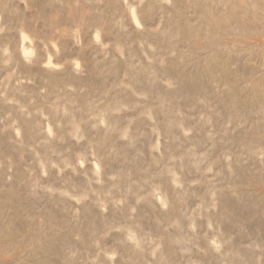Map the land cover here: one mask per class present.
Returning <instances> with one entry per match:
<instances>
[{
  "label": "rangeland",
  "instance_id": "1",
  "mask_svg": "<svg viewBox=\"0 0 264 264\" xmlns=\"http://www.w3.org/2000/svg\"><path fill=\"white\" fill-rule=\"evenodd\" d=\"M0 264H264V0H0Z\"/></svg>",
  "mask_w": 264,
  "mask_h": 264
},
{
  "label": "bare ground",
  "instance_id": "2",
  "mask_svg": "<svg viewBox=\"0 0 264 264\" xmlns=\"http://www.w3.org/2000/svg\"><path fill=\"white\" fill-rule=\"evenodd\" d=\"M133 23L136 24V25L138 23V21H137V19L135 17L133 18Z\"/></svg>",
  "mask_w": 264,
  "mask_h": 264
}]
</instances>
